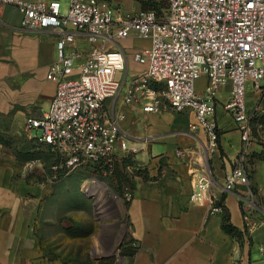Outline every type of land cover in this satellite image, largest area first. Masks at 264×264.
<instances>
[{
	"label": "crops",
	"instance_id": "obj_1",
	"mask_svg": "<svg viewBox=\"0 0 264 264\" xmlns=\"http://www.w3.org/2000/svg\"><path fill=\"white\" fill-rule=\"evenodd\" d=\"M102 1L113 10L118 26L158 0ZM22 18L18 5H6L0 13V264H54L45 256L36 223L54 184L68 176L52 171L49 150L32 139L25 126L27 118L43 116L55 95L57 84L47 74L58 59L57 33L50 28L24 31ZM68 31L75 35L70 49L84 56L104 42L126 56V68L116 74L121 91L108 101V108L120 128L115 158L129 180L123 191L129 195L127 234L134 252L115 264H264L263 96L250 90L247 98L254 129L249 184L232 193L218 192L224 212L210 213L206 200H192L195 174L209 170L222 183L243 148L238 123L225 109L230 86L216 99L219 145L209 154L206 133L194 126V111L150 113L125 102L127 89L134 80L139 82L145 68L133 54L150 45L149 40L132 33L115 43L103 37L90 41L72 26ZM205 87L206 79L201 78L197 89L203 92ZM22 148L29 153L23 159L14 154ZM226 223L239 235L228 232Z\"/></svg>",
	"mask_w": 264,
	"mask_h": 264
},
{
	"label": "built area",
	"instance_id": "obj_2",
	"mask_svg": "<svg viewBox=\"0 0 264 264\" xmlns=\"http://www.w3.org/2000/svg\"><path fill=\"white\" fill-rule=\"evenodd\" d=\"M167 8L142 10L114 25V12L102 0H0L23 10L24 31L53 29L58 59L47 78L57 84L42 117H29L26 132L53 155L55 174L68 176L81 168L110 175L116 164L120 128L108 108L122 88L117 72L126 68L123 50L96 45L87 55L71 50L70 26L90 41L112 43L136 33L150 45L134 52L145 68L127 89L125 102L160 113L192 110L197 128L207 135L206 151L219 145L216 99L225 86L230 94L225 109L238 123L243 148L234 168L221 183L209 170L195 174L192 200H206L208 211L224 212L216 194L232 193L249 184L247 165L254 129L248 108V88L264 98V0H162ZM83 59V60H82ZM82 60V61H80ZM206 79L203 92L197 82ZM178 155L183 151L178 150ZM264 256V245L261 247Z\"/></svg>",
	"mask_w": 264,
	"mask_h": 264
},
{
	"label": "rangeland",
	"instance_id": "obj_3",
	"mask_svg": "<svg viewBox=\"0 0 264 264\" xmlns=\"http://www.w3.org/2000/svg\"><path fill=\"white\" fill-rule=\"evenodd\" d=\"M157 4L166 6L162 0ZM17 153L20 156H15L22 159L29 154L25 148L14 151ZM99 185L110 190L109 197L114 195L119 200L107 205L105 216L97 213L101 198L94 187ZM128 201L127 192L117 190L111 176L100 175L91 167L78 169L55 183L53 195L45 200L43 215L36 223L45 256L54 264H101L107 260L115 264L132 243L127 234Z\"/></svg>",
	"mask_w": 264,
	"mask_h": 264
},
{
	"label": "trees",
	"instance_id": "obj_4",
	"mask_svg": "<svg viewBox=\"0 0 264 264\" xmlns=\"http://www.w3.org/2000/svg\"><path fill=\"white\" fill-rule=\"evenodd\" d=\"M156 8H158V9H156ZM165 8H167V3H166ZM165 8L158 7L157 2H155L150 9H153V10H156V11L160 12V11H162ZM51 156L53 158V155L52 154H51ZM53 162H54V160H53ZM109 176H111L115 188L117 190H119V191H123V189L125 187V184L129 182L127 176L119 169L117 162L115 164L114 170L112 171V173ZM97 184H98V182H97ZM225 221L226 222L228 221V216L227 215L225 216ZM224 228L228 232H230V233H232V234H234L236 236L239 235V231L235 227H233L232 225H230V224H227V223L224 224ZM133 252H134V250L132 249V246L130 245L129 248H127L126 252L123 255L133 254ZM87 264H89V263H87ZM101 264H114V260H107L106 262H102Z\"/></svg>",
	"mask_w": 264,
	"mask_h": 264
},
{
	"label": "bare ground",
	"instance_id": "obj_5",
	"mask_svg": "<svg viewBox=\"0 0 264 264\" xmlns=\"http://www.w3.org/2000/svg\"><path fill=\"white\" fill-rule=\"evenodd\" d=\"M94 190L96 193H98V195L101 198V202H100L99 207L97 209V213L100 216H105V214H106L105 209H106L107 205L112 204L113 201H115V200H118V197L114 196V195L109 197L108 195L110 193V190L107 187L102 186V185L94 187ZM96 253H98V255H99L100 251H98Z\"/></svg>",
	"mask_w": 264,
	"mask_h": 264
}]
</instances>
